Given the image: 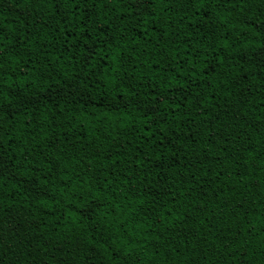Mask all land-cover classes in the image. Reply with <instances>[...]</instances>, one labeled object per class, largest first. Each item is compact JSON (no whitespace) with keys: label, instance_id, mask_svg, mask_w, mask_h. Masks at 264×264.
<instances>
[{"label":"trees","instance_id":"16d2710c","mask_svg":"<svg viewBox=\"0 0 264 264\" xmlns=\"http://www.w3.org/2000/svg\"><path fill=\"white\" fill-rule=\"evenodd\" d=\"M264 0H0V264H264Z\"/></svg>","mask_w":264,"mask_h":264},{"label":"snow or ice","instance_id":"6c2138e0","mask_svg":"<svg viewBox=\"0 0 264 264\" xmlns=\"http://www.w3.org/2000/svg\"><path fill=\"white\" fill-rule=\"evenodd\" d=\"M123 2V0H121ZM142 3V0H135V7L139 8ZM261 63L264 64V56L261 57Z\"/></svg>","mask_w":264,"mask_h":264}]
</instances>
